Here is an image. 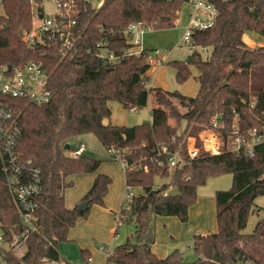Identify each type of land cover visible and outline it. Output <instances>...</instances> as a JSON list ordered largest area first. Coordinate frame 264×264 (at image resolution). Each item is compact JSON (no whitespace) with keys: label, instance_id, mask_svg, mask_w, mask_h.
I'll return each instance as SVG.
<instances>
[{"label":"trees","instance_id":"16d2710c","mask_svg":"<svg viewBox=\"0 0 264 264\" xmlns=\"http://www.w3.org/2000/svg\"><path fill=\"white\" fill-rule=\"evenodd\" d=\"M79 16L75 27V44L62 56L50 46L27 47L20 34L31 28L29 0H3L0 16V65L21 66L40 61L45 70L46 88L51 100L34 105L22 99L0 98L17 117L21 134L16 153L22 164L39 170L42 193L35 211L36 232H30L26 249L20 257L8 256V264H61L58 244L67 241L77 220L86 218L90 205L102 206L111 179L99 174L83 201L84 212L68 209L63 191L71 186L65 178L75 174L96 172L101 161L89 155L73 158L69 142L76 137L93 135L107 151L126 148L128 165L141 162L148 171L124 170L125 186L140 189L128 209L119 211L120 222L134 226L133 241L127 240L107 257V264H235L245 259L264 264V218L251 234H244L255 198L264 196V144L253 148L248 156L222 151L209 154L201 149L199 134L209 126L212 117L225 124L221 133L224 147L234 115H238L241 132L264 125V45L247 49L242 42L245 33L253 32L264 40V0H226L216 3L215 24L192 34L194 47L209 48L204 60L197 50L185 62H172L177 83L190 77L189 68L197 71L198 92L185 97L161 88H146L150 66L141 56L129 53L133 48L128 26L141 23L146 29L165 30L187 0H104L93 7L76 0ZM104 41L114 60L98 56L96 45ZM148 51V50H146ZM151 97V120L140 126H113L103 121L110 117L108 102L116 101L125 111L147 107ZM185 122L177 132L169 121ZM188 137H194L198 155L181 166L169 170L160 167L157 144L170 152L178 147L186 154ZM67 146V148H66ZM151 161V162H150ZM0 155V232L6 239L18 232V211L2 173ZM232 176L231 188L216 191V231L193 237L195 259L185 262L178 251L165 258L151 251L154 242L155 217H176L187 221L188 209L196 202L198 187L210 178ZM169 178V184L154 190L155 178ZM169 188L177 194L165 195ZM122 216V218H121ZM55 240V243H53ZM88 255L83 264H88Z\"/></svg>","mask_w":264,"mask_h":264},{"label":"built area","instance_id":"2783aa9c","mask_svg":"<svg viewBox=\"0 0 264 264\" xmlns=\"http://www.w3.org/2000/svg\"><path fill=\"white\" fill-rule=\"evenodd\" d=\"M226 0H187L191 7L189 21L185 29L184 41L194 51L191 43L192 34L196 31H204L212 27L217 18L216 3ZM93 7H100L104 0H85ZM31 14V28L28 32L21 34L20 39L29 47L50 46L62 56L69 53L75 44V27L79 16L78 4L76 0H29ZM50 6L47 9L46 6ZM0 7L3 12V0H0ZM3 13L0 15L2 16ZM147 30L141 23H133L128 26L126 33L130 35L133 48L129 53L144 58L145 62L154 67L162 64V60L150 51L140 48V37ZM98 56L102 59L114 60V56L106 48L104 41L96 45ZM47 76L40 61H29L21 66L12 64L0 65V98H13L28 101L40 106L47 104L51 100V92L46 88ZM131 111H137L133 108ZM238 115H234L224 147L221 133L225 129V124L219 117H212L209 126L198 136L201 142V149L209 154H218L222 151L238 153L245 152L248 156L253 155V148L264 144V125L260 128H252L247 132H241L238 124ZM20 128L17 117L13 111L0 102V155L2 157V173L4 174L7 187L13 198L14 205L18 211L20 230L10 232V238L6 239L0 234V264H8V256L20 257L26 249V240L30 232H36V218L34 216L37 209V199L42 193L41 178L39 170L31 167L30 162L22 164L16 153V146L20 138ZM194 137L186 140V154L181 153L180 147L175 152H170L169 148L162 144L156 146V156L160 159L157 164L162 167L164 164L169 170L181 166L187 160L198 155L199 148L195 145ZM85 153V148L79 144L70 156L78 158ZM107 154L112 161L120 163L124 172L129 167L135 171H148L147 165H142L140 161L128 165L126 156L130 151L126 148L116 150L111 147ZM151 162V161H150ZM134 195L132 189L125 187L122 208L128 209V203ZM122 218V216H121ZM120 222V217L118 216ZM55 243V240H53ZM192 246V243H191ZM110 255L108 252L107 257ZM105 264L106 261H105ZM235 264H252L240 259Z\"/></svg>","mask_w":264,"mask_h":264},{"label":"rangeland","instance_id":"374dc122","mask_svg":"<svg viewBox=\"0 0 264 264\" xmlns=\"http://www.w3.org/2000/svg\"><path fill=\"white\" fill-rule=\"evenodd\" d=\"M46 7L50 9L49 5ZM190 11V5L183 4L178 14L177 25L173 28L155 31L147 29L143 33V42L148 45L145 44L146 48L150 50L151 55L157 53L164 64L157 67L149 77L150 86L153 88H161L169 92L175 91L186 96H191L197 89V84L193 78L196 75L194 68H189L190 77L184 83L179 84L175 79V71L171 66L172 62H185L190 54V48L183 39ZM2 13L0 7V15ZM242 42L247 49H254L264 44V40L253 32L245 33ZM201 56L204 59L207 58L208 50L201 52ZM108 107L111 114L108 119L103 121L106 125L132 127L146 125L150 122V112L147 107L137 111H125L116 101L108 102ZM170 121L177 128V132L185 128L184 121L180 123H176L174 120ZM79 144H82L86 149L85 155L99 161L102 160L100 164H104L103 170L112 173L110 176L113 178V185L108 203L106 202L103 207L95 204L90 205L86 218L78 219L70 237L67 238V241L59 243L57 250L62 259V264H83L85 255L91 256L95 264H105L108 252L112 253L116 247L123 245L127 240L133 241L134 238V226L119 222L114 215L119 213L120 193L121 190L123 193L125 184L124 175L121 174L120 163L108 159L107 151L93 135L76 137L69 142L72 150L77 148ZM74 181L73 187L66 188L64 191V203L70 208L78 206L83 198V195L80 194L84 186L80 178H76ZM169 181V178L157 177L154 180L153 189L157 190L163 185L169 184ZM231 185L232 176L224 174L210 178L205 185L198 187L196 202L189 207L186 222H181L176 217H155L154 224L157 233L154 249L157 247L163 250L165 246L171 247L169 245L175 243L178 246L176 249L171 250L169 254L176 250L182 255L185 262H192L195 259L191 247L193 236L202 233L204 230H206L204 231L206 234L213 233L210 226L212 223L215 224V192L227 191L231 188ZM139 192L140 189H132L134 196L138 195ZM176 194L175 188H169L165 193L168 196ZM99 208L107 209L105 214H102ZM261 218H264V196L255 198L252 212L242 233L251 234L255 224Z\"/></svg>","mask_w":264,"mask_h":264},{"label":"crops","instance_id":"0c3cea01","mask_svg":"<svg viewBox=\"0 0 264 264\" xmlns=\"http://www.w3.org/2000/svg\"><path fill=\"white\" fill-rule=\"evenodd\" d=\"M190 13H191V11H190ZM178 18V17H177ZM177 18L174 20V26L175 25H177ZM144 33V32H143ZM143 35L144 34H142L141 35V37H140V48H142V49H144V50H148V48H146V46H148L146 43H144L143 42V39H142V37H143ZM145 44H146V46H145ZM262 45H264V44H262ZM195 50H197L198 52H200V54H201V52H203V51H207L208 50V57H209V53H210V50H209V48H198V47H196V49ZM148 51H150V50H148ZM208 57L207 58H203L204 60H206V59H208ZM164 64H163V62H162V64L161 65H157V66H154V67H151L150 68V70H149V72L147 73V81H146V84H145V87L148 89V88H153V87H151L150 86V84H151V81L149 80V77H150V75L153 73V72H155V70H156V68L157 67H161V66H163ZM198 74H197V71H196V75L193 77L194 78V80H195V77L197 76ZM195 82H196V80H195ZM196 84H197V89L192 93V95L191 96H186V95H184V94H181V93H179V94H181L182 96H185V97H194L196 94H197V91H198V83L196 82ZM151 107H152V101H151V97H149L148 98V104H147V109L149 110V112H150V109H151ZM150 120H151V115H150ZM150 123V122H149ZM169 123V125L171 126V127H175V125H173L172 123H171V121H169L168 122ZM184 130V129H183ZM183 130H181V131H183ZM180 131V132H181ZM87 151H86V149H85V153H86ZM84 153V154H85ZM109 157V156H108ZM109 160H111L110 158H108ZM101 161V163H102V160H100ZM112 161V160H111ZM115 162V161H114ZM103 165L104 164H100V166H99V168L96 170V172H94V173H90V174H75V175H70V176H68V177H66L65 178V181L66 182H70L71 183V186L70 187H73V185L75 184V181H74V179H78V178H80V181L82 182V184H83V188L81 189V194L80 195H83V198H84V196L87 194V192L89 191V189L91 188V186H92V184H93V181H94V179H95V177L97 176V175H99V174H102V175H106V176H108L110 179H111V184H110V186H109V188H108V191H107V193H106V195L104 196V201H103V205L107 202L108 203V199H109V194H110V191H111V188H112V185H113V178H111L112 176H110V175H112V173H110V172H106V171H104L103 170ZM121 166V165H120ZM121 170H122V167H121ZM121 174H123L124 175V172H123V170L121 171ZM123 178H124V176H123ZM124 181H125V178H124ZM70 187H68V188H70ZM125 184H124V190H123V193H122V190H121V193H120V202H119V211H120V209L122 208V203H123V196H124V191H125ZM66 190V189H65ZM64 190V191H65ZM64 191H63V197H64ZM140 193H142L141 192V190H140V192H139V194ZM83 198H82V200L81 201H83ZM215 202V201H214ZM103 205L101 206V207H103ZM66 206V205H65ZM68 209H72V208H74V207H72V208H70V207H68V206H66ZM117 207H118V204H117ZM76 208V207H75ZM99 209H101V211H102V214H105V211L107 210V209H105V208H99ZM215 212H216V208H215ZM114 214V213H113ZM112 214V215H113ZM107 215H108V213H107ZM115 215V217L116 218H118V215H119V213L117 214H114ZM109 217V216H108ZM107 217V218H108ZM114 217V216H113ZM215 217V216H214ZM78 221V220H77ZM77 223V222H76ZM75 226V225H74ZM112 229V228H111ZM111 229H109V230H111ZM210 229H211V231L214 233L215 231H216V220H215V224L214 223H212V225L210 226ZM73 230H74V227L73 228H71L70 229V231H69V233H68V237H70V234H72V232H73ZM153 230H154V242H153V244L151 245V251L157 256V257H159V258H165L167 255H169V252L171 251V250H174V249H176V247L178 246L177 244H175V243H173V244H171V245H169V246H171V247H166L165 246V248L162 250V249H158L157 247H155V249H154V245H155V240H156V228H155V224H154V220H153ZM201 231H202V229H200ZM204 231H206V230H204ZM204 231L202 232V233H197L198 235H206V233H204ZM0 234H2L1 232H0ZM194 237V236H193ZM94 252V251H93ZM159 253H162V254H159ZM182 256V255H181ZM88 264H95L94 263V261H93V259H92V257L91 256H89L88 255ZM61 264H62V261H61Z\"/></svg>","mask_w":264,"mask_h":264},{"label":"water","instance_id":"95a60500","mask_svg":"<svg viewBox=\"0 0 264 264\" xmlns=\"http://www.w3.org/2000/svg\"><path fill=\"white\" fill-rule=\"evenodd\" d=\"M20 36H21V34H20ZM66 148H67V146H66ZM88 204H89L88 201H82L78 206H76L77 211L78 212L86 211Z\"/></svg>","mask_w":264,"mask_h":264}]
</instances>
